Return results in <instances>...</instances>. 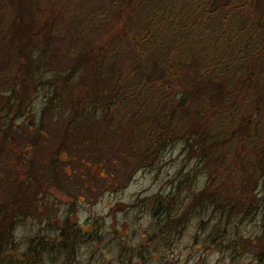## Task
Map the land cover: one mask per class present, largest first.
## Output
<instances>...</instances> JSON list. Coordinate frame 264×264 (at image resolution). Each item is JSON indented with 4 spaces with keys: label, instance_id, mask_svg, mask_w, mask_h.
Listing matches in <instances>:
<instances>
[{
    "label": "rangeland",
    "instance_id": "374dc122",
    "mask_svg": "<svg viewBox=\"0 0 264 264\" xmlns=\"http://www.w3.org/2000/svg\"><path fill=\"white\" fill-rule=\"evenodd\" d=\"M164 1L126 0L122 18L106 23L103 19L111 14L105 10L113 0H37L34 14L25 10V16L30 23L36 17L38 24L30 30L24 26L26 35L21 38L26 43L28 34L37 27V31H44L42 36L49 33L44 30V21L49 19L53 21L49 45L37 44L40 40H36L26 45L34 44L37 48L23 45L6 50L0 42V203L5 201L10 205L17 198L16 187L22 180L28 182V191L34 197L31 204L34 210L22 206L14 222L8 219L9 209L14 212V208L0 205V209H8L0 218V221L5 219V233L10 229L6 238L10 240V233L14 235L12 241H7L6 249L12 248L19 262H23L20 256L30 253V243L41 234L46 235L44 240L48 245L39 248L36 244L39 251L31 255L39 257L43 253L48 264H63L64 256L59 250L56 253L53 250L51 256L49 248L56 244L54 240H59L64 227H73L74 232L75 226H82L88 232L97 231L100 237L90 241L87 233L83 239L76 240L73 250L76 264H264V215H260L264 179L262 176L258 180L257 174L246 190L248 177L241 172L235 150L232 149L220 168L231 172L226 195L233 196L235 201H244L249 196L243 210H236L231 216H220L215 209L209 215L199 210L185 216L183 225L177 229L157 230L155 221L179 218L187 211L194 194L206 184L205 170L194 173L193 161L184 162L182 143L165 150L152 168L126 163L124 157H113L116 151L110 150L122 143L124 137L120 136L112 138L109 145L94 142L96 148L92 149L93 142L90 143L88 131L84 130V138L78 139L83 148L66 147L64 129L73 109L67 84L74 62L81 56H94L98 48H109L111 40L132 30L130 21L136 19L138 12L145 20L151 16L147 12L152 6L160 7ZM7 2L10 1L0 0L1 5ZM145 2L147 5L140 7ZM182 2L176 3L177 7ZM51 6L53 15L49 11ZM231 7L234 8L231 24L236 27L264 18V0L240 3L233 0ZM11 15L12 11L0 8V41ZM98 15L102 17L96 21ZM114 23L116 29L111 26ZM243 27L240 32L244 31ZM257 43L258 39L254 40L248 52H254ZM117 46L113 45L112 49ZM21 49L24 53L18 52ZM120 57L123 60L124 55ZM17 76L16 93L24 95L21 96L24 99L18 105L15 97L16 104L10 109L9 101L2 96L12 95ZM85 80L91 82L92 77ZM117 123L118 120L112 129ZM28 124H33L31 132ZM40 125L42 134L38 136ZM110 131L115 134L114 130ZM138 140L132 146L146 145L145 140ZM232 144L239 152L241 144ZM184 163V167L189 166L183 171ZM186 173L189 179L183 182ZM242 178L246 179L245 183ZM240 182L242 190L235 187ZM159 198L171 214L166 220L154 211Z\"/></svg>",
    "mask_w": 264,
    "mask_h": 264
},
{
    "label": "trees",
    "instance_id": "16d2710c",
    "mask_svg": "<svg viewBox=\"0 0 264 264\" xmlns=\"http://www.w3.org/2000/svg\"><path fill=\"white\" fill-rule=\"evenodd\" d=\"M9 1L0 3V8L12 11L8 27L1 32L2 48L7 50L23 45L24 48H37L34 44L26 45L36 40H40L37 44L48 46L53 24L49 19L44 21V30L51 34L42 36L44 31H37V27L28 34L26 43L21 38L26 35L23 33L24 26L30 30L38 24L36 17L30 23L25 16L26 11L34 14L37 0ZM113 1L105 10L106 14H111L103 19L106 23L119 20L124 14L122 8L126 0ZM179 1L165 0L160 7L152 6L149 13L146 10L151 16L145 20L138 12L136 19L130 21L132 30L127 34L111 40L109 48H98L94 56H81L74 62L68 77L71 80L67 84V92L71 93L69 101L73 106L64 129L67 148L71 145L76 149L83 148L78 139L84 138V130L88 131L90 143L93 142L90 144L92 149L96 148L94 142L109 145L112 138L120 136L124 137L122 143L110 150L116 151L113 157H124L126 163L152 168L159 163L165 150L182 143L184 162L193 161L191 167L194 173L201 169L207 173L205 186L194 194L187 211L172 221L162 222L157 218V230L165 227L167 230L177 229L183 225L185 216L199 210L209 215L215 209L220 216H231L236 210H243L249 196L244 201H235L233 196L226 195L231 172L220 168L224 167L223 163L232 149L238 153L237 163L242 165L241 172L248 177L246 190L255 182L257 174L258 180L262 176L264 179V18L253 24L248 22L245 27H236L231 24L233 0H183L182 5L177 7ZM241 1L237 0L238 3ZM49 11L54 14L53 6ZM100 16H96V21ZM115 23L111 25L113 29H116ZM241 27L243 32H240ZM8 37L10 39L6 41ZM257 39L255 51L248 52L251 43ZM117 44L113 50V45ZM18 52L24 53L23 49ZM122 54L123 60L120 57ZM89 76L92 77L91 82L85 80ZM18 79L19 76L14 78L12 95L2 96L9 101L10 109L16 104V99L18 105L23 103L24 97L21 96L24 95L16 93ZM18 107L21 109V106ZM116 120L117 126L112 129ZM32 125L28 124L30 132ZM88 127L90 132L86 129ZM41 130L40 125L38 136H41ZM110 130H114L115 134ZM137 140H145L146 145L132 146ZM232 142L241 144L239 152ZM184 165L183 171L189 166ZM188 179V173L183 175V182ZM242 180L245 183L246 179ZM27 183L22 180L17 184V198L10 205L5 201L0 203L1 207L14 208V212L9 209L10 222L20 213L22 206L34 210L31 205L34 197L29 193ZM235 185L236 189L242 190V182ZM7 211L1 208L0 218ZM154 211L165 220L171 217L160 198ZM261 214L264 215V203ZM4 225L5 219H2L0 264H18L19 256L12 254V248L6 249L7 241H12L14 235L10 233L12 238L8 240L6 236L10 229L5 233ZM93 232L82 226H75L74 232L73 227H64L59 240H54L56 244L50 246L48 255L54 256L53 250L56 253L57 249L64 256L63 264H76L73 259L76 240L83 239L88 233L86 238L96 241L100 235L97 231ZM45 237L40 234L37 240L30 243V253L20 256L24 260L19 264L49 263L43 253L39 257L31 255L39 251L36 244L39 248L48 245L45 244ZM3 253L8 255L3 256Z\"/></svg>",
    "mask_w": 264,
    "mask_h": 264
}]
</instances>
